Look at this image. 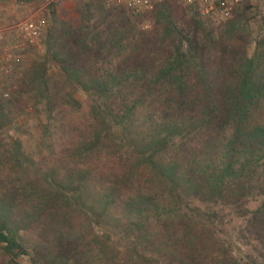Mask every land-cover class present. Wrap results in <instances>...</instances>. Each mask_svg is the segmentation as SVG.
I'll list each match as a JSON object with an SVG mask.
<instances>
[{
  "label": "trees",
  "instance_id": "obj_1",
  "mask_svg": "<svg viewBox=\"0 0 264 264\" xmlns=\"http://www.w3.org/2000/svg\"><path fill=\"white\" fill-rule=\"evenodd\" d=\"M46 16L0 72V264H264V12Z\"/></svg>",
  "mask_w": 264,
  "mask_h": 264
},
{
  "label": "built area",
  "instance_id": "obj_2",
  "mask_svg": "<svg viewBox=\"0 0 264 264\" xmlns=\"http://www.w3.org/2000/svg\"><path fill=\"white\" fill-rule=\"evenodd\" d=\"M160 0H107L110 5L126 8L133 13L149 11L152 6ZM244 0H184L187 5H191L198 10L200 17L204 21L219 22L227 20L233 15L234 9ZM46 23L38 18H32L20 23L17 29L26 36L31 44H35L42 35ZM20 55L5 53L0 57V72L11 65L14 61H19ZM10 96L8 85L2 82L0 73V98L7 99Z\"/></svg>",
  "mask_w": 264,
  "mask_h": 264
},
{
  "label": "crops",
  "instance_id": "obj_3",
  "mask_svg": "<svg viewBox=\"0 0 264 264\" xmlns=\"http://www.w3.org/2000/svg\"><path fill=\"white\" fill-rule=\"evenodd\" d=\"M61 0H0V47L8 54L21 50L19 40L12 41L13 34H22L17 26L32 18L40 16L51 4L56 5Z\"/></svg>",
  "mask_w": 264,
  "mask_h": 264
},
{
  "label": "rangeland",
  "instance_id": "obj_4",
  "mask_svg": "<svg viewBox=\"0 0 264 264\" xmlns=\"http://www.w3.org/2000/svg\"><path fill=\"white\" fill-rule=\"evenodd\" d=\"M77 0H61L59 3H57V12L61 16H69L73 13L74 11V6ZM252 5L259 8L262 12H264V0H251ZM49 8V7H48ZM48 8L45 9V12H43L40 16L41 20L47 23V16L48 14ZM153 22L150 18H146L142 24H141V30L142 32H147L152 28ZM15 36H12V41L19 40V45H21V50L18 53V55L21 54L23 62L25 61L26 63H32V61L37 57L38 54H41L43 51V46L41 43V39L39 38L35 44H31L29 40L26 38L25 35L23 34H13ZM9 51L2 49L0 47V57H2L5 53H8ZM11 54V53H10ZM16 53H12L14 55ZM50 73H54L56 71L55 67L53 65L49 66ZM11 86V85H10ZM8 83V89L11 90ZM78 99L81 102H86V98L82 93L78 94ZM34 125L32 124V127ZM34 134H36V131L34 130ZM23 139H27L26 137ZM32 141L35 140V138L31 139ZM20 264H29L28 259L23 258L19 260Z\"/></svg>",
  "mask_w": 264,
  "mask_h": 264
}]
</instances>
